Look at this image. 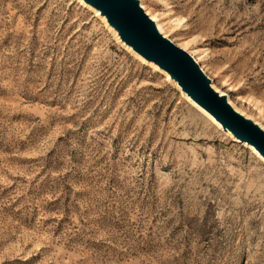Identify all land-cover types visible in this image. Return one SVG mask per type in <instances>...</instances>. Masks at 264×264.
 Instances as JSON below:
<instances>
[{
  "label": "rangeland",
  "instance_id": "374dc122",
  "mask_svg": "<svg viewBox=\"0 0 264 264\" xmlns=\"http://www.w3.org/2000/svg\"><path fill=\"white\" fill-rule=\"evenodd\" d=\"M141 2L264 126V0ZM0 264H264V161L81 1L0 0Z\"/></svg>",
  "mask_w": 264,
  "mask_h": 264
},
{
  "label": "water",
  "instance_id": "95a60500",
  "mask_svg": "<svg viewBox=\"0 0 264 264\" xmlns=\"http://www.w3.org/2000/svg\"><path fill=\"white\" fill-rule=\"evenodd\" d=\"M84 1L106 18L123 43L167 72L186 95L213 114L224 131L254 145L264 157V127L239 111L227 94L214 87L196 58L160 31L141 0Z\"/></svg>",
  "mask_w": 264,
  "mask_h": 264
},
{
  "label": "bare ground",
  "instance_id": "6f19581e",
  "mask_svg": "<svg viewBox=\"0 0 264 264\" xmlns=\"http://www.w3.org/2000/svg\"><path fill=\"white\" fill-rule=\"evenodd\" d=\"M79 1H81L84 5H86V6H88V7H90V8H92V9H94V11L96 12V14L97 15H99L106 23H107V21H106V18L104 17V16H101L100 15V12L98 11V10H96L95 8H93L92 6H90L89 4H87L84 0H79ZM141 4H142V2H141ZM144 5V4H143ZM142 5V6H143ZM143 7H145V10L147 11V13L149 14V10L146 8V6L144 5ZM150 16L156 21V23H157V25H158V27H159V29H160V31H162L166 36H167V34L165 33V31H164V28H163V26H162V24L159 22V20H157V18L154 16V15H152V14H150ZM108 24V23H107ZM110 28H112V27H110ZM114 32H115V34L117 35V37L119 38V36H118V34L116 33V31L115 30H113ZM169 37V36H168ZM119 40H120V38H119ZM123 43V42H122ZM124 44V46L126 47V49L132 54V55H134L137 59H141L142 61H145V62H147V63H149V64H152V65H154V67H156V68H158L161 72H163L165 75H166V77H167V79H169V80H171V78H170V76H169V74L167 73V72H165L164 70H162V69H160L159 67H158V65H156L155 63H153V62H149V61H147L145 58H143L139 53H137L136 51H134L130 46H128V45H126L125 43H123ZM198 62L199 61H201L200 59H198L197 60ZM205 71V70H204ZM172 81V80H171ZM214 83V82H213ZM174 84L180 89V90H182L181 89V87L177 84V83H175L174 82ZM217 88V87H216ZM218 89V88H217ZM218 90H220V89H218ZM223 94H227V93H225L224 91H222V90H220ZM184 95H186L185 93H184ZM228 95V94H227ZM229 96V95H228ZM186 97H187V99L195 106V107H197V109L206 117V118H208L210 121H212L214 124H216V125H218L219 126V128H222V126H221V124L217 121V119H216V117L213 115V114H211L209 111H207V110H205L204 108H202V107H200L195 101H193L188 95H186ZM229 99H230V96H229ZM230 102H231V100H230ZM232 103V102H231ZM233 104V103H232ZM234 105V104H233ZM235 106V105H234ZM236 107V106H235ZM239 111H241L242 113H244L245 115H246V113L243 111V110H241L240 108H238V107H236ZM248 116V115H247ZM249 117V116H248ZM258 122V121H257ZM259 123V122H258ZM262 125V124H261ZM263 126V125H262ZM264 127V126H263ZM223 129V128H222ZM228 133V132H227ZM234 138V140H236V141H239V142H241V143H243V144H245V145H247L248 146V148H249V150L250 151H252V152H255L256 154H257V156H258V158H260L262 161H264V157H263V155L257 150V148L254 146V145H250V144H248L247 142H243V141H240V139H237V138H235V137H233Z\"/></svg>",
  "mask_w": 264,
  "mask_h": 264
}]
</instances>
